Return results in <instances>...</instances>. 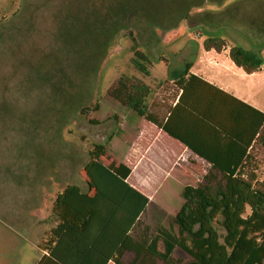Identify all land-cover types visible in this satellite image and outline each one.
<instances>
[{
  "label": "rangeland",
  "instance_id": "obj_1",
  "mask_svg": "<svg viewBox=\"0 0 264 264\" xmlns=\"http://www.w3.org/2000/svg\"><path fill=\"white\" fill-rule=\"evenodd\" d=\"M188 2L198 6L177 22L182 14L178 10ZM262 5L264 0H0V264H35L45 249L67 264L104 263L63 230V218L72 215L63 193L86 179L83 158L93 137L101 135L98 124L111 116L117 117L118 127L98 159L113 172L114 188L128 183L131 174L148 197L131 232L133 239L153 233L159 225L171 226L184 186L210 191L225 185L227 177L209 161V166L199 167L206 174L191 172V180L176 171L171 176L153 155L144 156L155 129L151 123L160 124L170 95L149 94L148 115L143 117L125 104L124 91L130 86L137 94L169 88L167 76L159 75L171 55L189 42L203 41L206 29L232 45L226 35L228 22ZM139 8L165 28H155L152 35L143 23L137 22L138 28L130 23L129 12ZM201 21L206 24L195 25ZM233 36L245 41L240 34ZM157 55L161 60H155ZM90 83L93 89L87 87ZM86 91L91 98L81 104ZM76 103L80 107L74 120L63 125L61 139L54 120L71 117ZM142 119L149 123L137 126ZM253 157L242 175L233 176L264 192V149ZM48 158L56 159L49 171L41 167ZM249 212L246 207L244 215ZM49 225L54 226L44 230ZM132 258L126 249L122 261L129 264ZM172 258L174 264H183L191 256L176 249ZM139 262L163 264L145 253Z\"/></svg>",
  "mask_w": 264,
  "mask_h": 264
},
{
  "label": "trees",
  "instance_id": "obj_2",
  "mask_svg": "<svg viewBox=\"0 0 264 264\" xmlns=\"http://www.w3.org/2000/svg\"><path fill=\"white\" fill-rule=\"evenodd\" d=\"M195 6H198L197 3L188 2L187 6L180 8L178 12L182 14L177 22L187 18L190 9ZM241 16L232 18L226 25V35L233 41L229 45V57L237 66L251 73L264 68V6L247 10ZM129 21L135 26L137 22L143 23L152 35L155 34V28H165L161 21L143 8L130 11ZM205 21L195 25H204ZM206 31L204 48L220 51L227 46L224 37L213 35L212 30ZM233 34L242 35L245 41ZM197 49L196 42H189L179 54L171 55L167 78H180L186 74ZM154 58L161 60L159 55ZM93 72L96 73V70ZM87 87L93 89L94 85L90 83ZM131 87L129 91H124L125 104L139 116H147L150 91L137 94V91H131ZM89 98L91 91H86L81 104L87 103ZM117 98L121 99L120 95ZM76 107L71 117L54 120L56 136L59 138L63 139V125L74 120L79 103H76ZM145 123L149 121L142 119L137 126ZM98 126L101 135L93 137L92 147L82 161L86 179L65 187L63 193L72 215L68 219L63 218L62 228L72 236L73 243L87 247L102 260H111L115 264H126L122 261L126 249L133 252L129 264H140L142 253L159 258L163 264H174L172 254L176 249L191 256L183 264H264V192L253 188L251 182L233 176L234 172L241 174V170H238L241 161H234L229 169L220 162L211 161L212 167L227 177V183L218 184L210 191L199 186H184L181 190L183 202L171 226L159 225L153 233L145 232L138 239H133L131 232L148 203V197L128 182L130 174L126 178L130 185L126 183L114 188L113 172L98 157L116 132L117 117L111 116ZM158 126L166 130L164 125ZM120 136L124 138L125 134L121 133ZM44 147L45 143L40 146L41 153ZM54 162L53 158H48L41 167L49 171ZM124 163L129 167L133 165ZM181 171L191 180L194 179L191 172L201 177L206 174L193 162L187 169L182 167ZM246 207H249L250 212L244 215ZM93 225L96 228L91 233ZM45 250L47 253L42 254L35 264H67L51 250Z\"/></svg>",
  "mask_w": 264,
  "mask_h": 264
},
{
  "label": "crops",
  "instance_id": "obj_3",
  "mask_svg": "<svg viewBox=\"0 0 264 264\" xmlns=\"http://www.w3.org/2000/svg\"><path fill=\"white\" fill-rule=\"evenodd\" d=\"M196 44L197 54L188 72L166 79L169 88L149 92L153 97L166 93L170 101L160 121L166 130L154 126L144 156L153 155L171 176L173 171L182 174L184 165L190 167V159L199 167L217 161L228 169L241 161L238 170L242 171L258 149H264V68L247 73L229 57L228 45L217 51L204 48L203 41ZM163 66L160 79L167 72ZM127 180L141 190L134 176L130 174ZM103 264L115 263L105 260Z\"/></svg>",
  "mask_w": 264,
  "mask_h": 264
}]
</instances>
